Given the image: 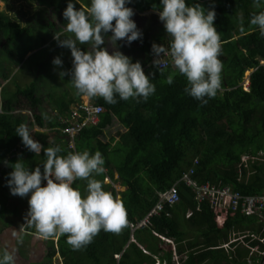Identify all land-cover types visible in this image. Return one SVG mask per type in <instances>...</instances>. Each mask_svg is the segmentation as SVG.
I'll return each mask as SVG.
<instances>
[{
	"label": "trees",
	"instance_id": "trees-1",
	"mask_svg": "<svg viewBox=\"0 0 264 264\" xmlns=\"http://www.w3.org/2000/svg\"><path fill=\"white\" fill-rule=\"evenodd\" d=\"M2 1L5 8L0 9V45L11 56H16L8 48V42L19 39L32 27L31 24L22 27L12 20L6 11L9 0ZM81 1L84 9L90 4V0ZM159 2L131 0L126 5L138 12L151 10L143 17L148 19L149 25L156 22V33L136 24L143 33L142 40L133 41L136 51L127 55L133 62L140 61L142 67L148 64L144 72L146 76L151 73L155 93L139 102L122 101L117 97L115 104H107L103 98H91L104 108L101 120L97 125H87L78 131L74 148L68 147L67 139L61 138L59 119L67 114L70 102L80 100V95L66 99L64 89L59 100V92L53 91L51 106L57 110L45 122L54 132L51 139L45 131H33L35 140L43 146L40 155L25 151L18 159L13 151L21 138L15 129L20 124L27 125L29 130L34 125L43 127L40 97L35 80L10 92L4 84L5 74L0 79V220L7 211L3 190L8 188L11 165L21 161L29 171L36 167L43 171L42 163L46 160L43 149L47 147L60 146L62 151L58 155L61 156L85 150L90 154L99 151L105 161V171L93 178L102 183L103 190L111 193L113 199L116 191L111 183L104 182V177L107 175L112 182L124 186L118 191L117 200L125 210L126 225L119 233L101 230L90 244L79 250H73L66 243V236L56 237V240L48 238L43 260L33 264H154L156 258L161 264H175L174 254L179 256L180 264H264V218L256 221L255 216H230L218 226L210 204L205 200L197 201L191 188L179 179L181 172L192 166L191 177L198 182L225 183L244 193L264 190V67L259 63L260 59L264 60V38L249 24L250 15L260 9L253 7L252 0H186L188 5L214 8V27L221 42V87L214 98L201 105L184 92L186 80L175 73L173 67L168 65L159 72L149 63L152 44L161 41L166 48L170 39L154 12L158 11ZM110 35L111 32L105 34L102 47L106 48ZM42 41L44 43L45 38ZM246 71L249 73L247 90L241 84ZM172 74L173 83L169 85L166 79ZM24 109L32 112L33 120L26 122V117L19 112ZM244 155L251 158L243 163ZM194 158L197 163L192 165ZM239 163H242L241 169ZM143 173L156 190L141 191ZM173 183L179 200L171 206L164 205L145 226L132 230L130 223L150 210L157 201V192ZM86 184V180H77L72 187L83 196ZM233 234L242 237L222 245ZM252 234L263 241L253 238ZM130 235L136 241H131ZM159 235L170 237L173 245L164 242ZM255 245L257 250L253 252L251 247Z\"/></svg>",
	"mask_w": 264,
	"mask_h": 264
},
{
	"label": "clouds",
	"instance_id": "clouds-1",
	"mask_svg": "<svg viewBox=\"0 0 264 264\" xmlns=\"http://www.w3.org/2000/svg\"><path fill=\"white\" fill-rule=\"evenodd\" d=\"M76 3H79V0H76ZM130 3L131 0H90L86 9H76L72 0H68L62 15L67 21L64 31L71 35L63 38L55 35L54 38L58 46L70 49L72 66L70 71H60L59 76L61 78L69 76V82L76 94L86 96L87 100L74 101L66 111L67 114L60 119L69 116L70 110L77 104L85 102L97 104L91 99L93 97L103 98L107 104H115L117 97L122 101L132 99L139 102L146 101L155 93V84L150 79L151 73L146 76L144 72L148 64L142 67L140 61L133 62L130 57L116 50L118 41L131 45L133 41L142 40L143 33L131 19L134 15L133 10L126 7ZM252 5L260 10L250 15L249 24L258 30L261 38H264V0H252ZM156 14L170 39L166 48L163 45L152 44L149 63H152L159 72L166 70L168 65L173 67L175 73L186 80L184 92L201 105L207 104L221 87L220 74L223 68L219 59L220 37L214 27L216 16L214 8L205 9L198 4L188 5L186 0H160ZM109 32L111 35L108 41L114 49L111 54L102 47L105 44V34ZM81 44L90 45L91 50L82 51L78 47ZM164 57H170V61H165ZM52 64L61 67L62 61L56 57ZM174 74L167 77V84L173 83ZM60 127L58 130L61 137L67 139L68 147L74 148L76 135L73 137V146H70ZM15 132L25 148L37 156L40 155L43 146L32 138L27 125L20 124ZM43 151L46 157L42 163L43 171L40 167L29 171L21 161H17L11 165L12 171L8 174L6 186L10 194L21 198L28 196V209L22 226L34 228L44 239L55 237L56 240V237L66 236V243L73 250L90 244L101 230L119 233L126 225L125 210L117 200L120 195L115 190L113 199L111 193L103 190L102 183L93 178L105 171L102 154L99 151L90 154L85 150L61 156L58 155L62 151L60 146L47 147ZM194 159L192 165L197 163H194ZM245 161L242 159L243 163ZM240 164L242 163H239V169ZM77 180L87 181L83 196L78 189L72 187ZM104 180L115 187L116 182H112L107 175ZM42 181L46 182L44 186H41ZM158 192L156 203L159 201ZM164 205L169 204L163 202L162 208ZM189 214L186 212V216ZM255 217L258 221L264 218ZM141 219L130 223L132 230L146 225L134 226ZM215 221L218 226L224 223L216 219ZM27 228H21L18 243L23 233H29L30 230ZM159 236L164 242L173 245L170 237ZM241 237L242 235H238L231 240ZM130 240L136 241L132 235ZM143 251L147 252L145 249ZM178 259V255L175 259L172 257L175 264L179 263ZM0 264H15L14 255L6 249L0 251ZM154 264H161L160 260L156 258Z\"/></svg>",
	"mask_w": 264,
	"mask_h": 264
},
{
	"label": "rangeland",
	"instance_id": "rangeland-1",
	"mask_svg": "<svg viewBox=\"0 0 264 264\" xmlns=\"http://www.w3.org/2000/svg\"><path fill=\"white\" fill-rule=\"evenodd\" d=\"M9 0L10 6L7 9L9 17L16 20L22 27L31 24V30L28 33L21 35L19 39L8 42V48L15 52L16 56H11L7 50L0 45V79L5 74L4 84L6 83L10 92H13L17 87H26L28 84L35 80L36 93L40 97L39 111L43 115V120L46 122L48 117L53 113L50 112L52 107L51 94L53 91L57 93V98L61 99V91L66 90V97L74 93V88L64 76H59L60 71H70L72 66V56L70 49L58 46L56 36H69L71 34L64 31L67 23L62 13L67 7L68 0ZM76 9L85 7L82 1L76 3L72 0ZM81 6V7H80ZM131 8V7H130ZM0 9H4V1L0 0ZM134 15L131 19L134 20L142 28H151L156 33V22L148 24V19L143 15L151 13L150 10L138 12L133 9ZM44 27V29H42ZM44 34V35H42ZM42 38H45L43 43ZM3 41V40H1ZM157 45H161V41H155ZM82 51H90V45H78ZM136 45L131 43L127 45L124 41L117 42V49L124 55H132L136 51ZM106 49L111 52L114 50L113 46L106 40ZM29 50V51H28ZM28 51L25 55L24 52ZM18 57V58H16ZM59 57L62 61V66L57 67L52 64L54 58ZM57 77L55 79V77ZM249 73H244V79L248 81ZM58 80V82H56ZM248 85V84H247ZM245 86V83L242 85ZM245 88H247L245 86ZM64 90V92H65ZM247 90V89H246ZM24 117L26 122L33 120L32 113L26 110L19 111ZM47 128V125H44ZM45 128V129H46ZM38 130L37 126H32L29 130L32 138V132ZM45 131V130H44ZM48 137L51 135L47 132ZM35 140V139H34ZM25 151H29L20 141L13 151L18 159ZM263 158V157H262ZM105 181V180H104ZM141 191H154L156 187L151 184L150 179L143 173L140 177ZM106 183V181H105ZM115 184V190L120 191L124 187L119 183ZM5 195V206L7 211L4 213V218L0 220V251L6 249L14 255L15 264H33L43 260L44 249L46 240L39 236L34 228H31L29 233L22 234V239L17 242L18 235L21 228L26 229L24 224V217L28 209V196L21 198L10 194L9 188L3 190ZM15 209V212L9 210ZM28 229V228H27ZM16 233L17 235H14ZM239 233V232H238ZM236 237L235 234L232 235ZM55 239V237H53ZM232 241L231 239L222 245H226Z\"/></svg>",
	"mask_w": 264,
	"mask_h": 264
},
{
	"label": "built area",
	"instance_id": "built-area-1",
	"mask_svg": "<svg viewBox=\"0 0 264 264\" xmlns=\"http://www.w3.org/2000/svg\"><path fill=\"white\" fill-rule=\"evenodd\" d=\"M154 58V57H153ZM165 61L169 62L170 57H164ZM259 63L264 67V60L260 59ZM248 88V81H242V85ZM245 86H243L244 89ZM103 107L99 104H92L85 102L83 104H77L70 110L69 116L60 119L62 126L60 131L68 138V143L73 146V137L84 126L97 125L101 120V113ZM248 155L242 157L243 160H247ZM197 160L194 159V163ZM193 172L192 166L183 171L179 179L194 193V198L197 201H207L215 213V219L220 223H223L229 216L238 214L255 215L258 218L264 216V192L259 194H244L239 190L234 189L229 184L212 183L209 181L198 182L191 177ZM106 180L107 177L105 178ZM46 182L42 181L41 186H44ZM176 184L173 183L169 188L158 192L159 201L144 215V217L134 224V226H142L149 222V219L154 214H157L162 209V203L167 202L169 205L177 202L179 196L176 189ZM118 196V195H117ZM132 225V224H131ZM175 253V252H174ZM118 255H115L117 257ZM176 255L173 256V259ZM179 264L178 262H176Z\"/></svg>",
	"mask_w": 264,
	"mask_h": 264
},
{
	"label": "crops",
	"instance_id": "crops-1",
	"mask_svg": "<svg viewBox=\"0 0 264 264\" xmlns=\"http://www.w3.org/2000/svg\"><path fill=\"white\" fill-rule=\"evenodd\" d=\"M4 8H5V6H4ZM6 11H7V9H6ZM75 95H76V92L74 91V93L73 94H70L69 95V97H66L65 96V98L66 99H69V98H74L75 97ZM80 99L82 100V101H85V100H87V97L86 96H82V95H80ZM66 101V100H65ZM74 103V101H72V102H70L69 103V105H68V108H67V110L70 108V106L72 105ZM57 109H54V108H52V107H50V112H52V113H54V111H56ZM66 110V111H67ZM61 116H63V115H61ZM60 116V117H61ZM41 119V122H43V127L42 128H39L37 125H35V126H37V129L39 130V131H44L45 130V132L47 133H49V135H51L53 132H50V129L48 128V126H47V128L46 127H44V125H46L45 124V122H44V120H43V117H41L40 118ZM46 128V129H45ZM33 137H34V139H35V136L33 135ZM47 137H48V135H47ZM62 138V137H61ZM262 192H264V190L263 191H261V192H256V193H247V194H259V193H262ZM256 221H258L257 219H255ZM247 232V231H246ZM237 235H240V234H237ZM250 236H253V238H257V239H259L260 241H263L262 239H261V237H259L258 238V236L255 234V235H250ZM246 245H248V244H246ZM252 249H254V250H252ZM255 250H257V246L255 245V246H252L251 247V251H255Z\"/></svg>",
	"mask_w": 264,
	"mask_h": 264
},
{
	"label": "water",
	"instance_id": "water-1",
	"mask_svg": "<svg viewBox=\"0 0 264 264\" xmlns=\"http://www.w3.org/2000/svg\"><path fill=\"white\" fill-rule=\"evenodd\" d=\"M156 13H158V11H155Z\"/></svg>",
	"mask_w": 264,
	"mask_h": 264
}]
</instances>
